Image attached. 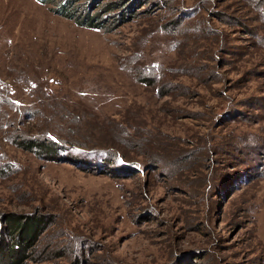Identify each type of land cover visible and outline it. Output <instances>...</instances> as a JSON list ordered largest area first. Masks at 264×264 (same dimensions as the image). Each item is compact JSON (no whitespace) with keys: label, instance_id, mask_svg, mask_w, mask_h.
Here are the masks:
<instances>
[{"label":"rangeland","instance_id":"rangeland-1","mask_svg":"<svg viewBox=\"0 0 264 264\" xmlns=\"http://www.w3.org/2000/svg\"><path fill=\"white\" fill-rule=\"evenodd\" d=\"M263 9L0 0V229L43 221L26 264H264ZM49 133L58 160L17 143Z\"/></svg>","mask_w":264,"mask_h":264},{"label":"trees","instance_id":"trees-1","mask_svg":"<svg viewBox=\"0 0 264 264\" xmlns=\"http://www.w3.org/2000/svg\"><path fill=\"white\" fill-rule=\"evenodd\" d=\"M261 1L262 3L264 2V0ZM75 10L76 7L68 5L62 9V12L69 17L83 20L84 23L91 25L98 22V18L97 21H94L92 17L79 18ZM123 130L126 129L124 128L117 132L119 133ZM49 134L48 138H18L17 143L20 147L27 150L37 151L41 157L49 160H58L64 141L62 142L59 138L51 136V133ZM123 135H126V132H123ZM115 156L121 158V156ZM102 170L107 171L105 168ZM6 219L7 223L0 229V264H26V259H32L31 257H33L32 254L35 250L36 241L41 235L40 225L41 223L43 224V221L30 215L16 213H10ZM5 232L10 238L8 241L4 238L5 235L3 233Z\"/></svg>","mask_w":264,"mask_h":264}]
</instances>
